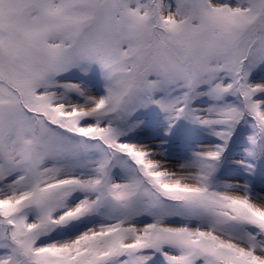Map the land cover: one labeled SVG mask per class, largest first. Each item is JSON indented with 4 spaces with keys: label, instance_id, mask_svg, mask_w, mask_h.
<instances>
[{
    "label": "snow or ice",
    "instance_id": "6c2138e0",
    "mask_svg": "<svg viewBox=\"0 0 264 264\" xmlns=\"http://www.w3.org/2000/svg\"><path fill=\"white\" fill-rule=\"evenodd\" d=\"M0 264H264V0H0Z\"/></svg>",
    "mask_w": 264,
    "mask_h": 264
}]
</instances>
